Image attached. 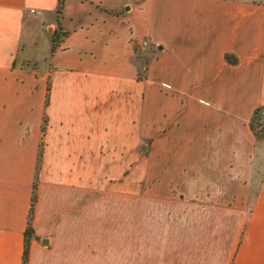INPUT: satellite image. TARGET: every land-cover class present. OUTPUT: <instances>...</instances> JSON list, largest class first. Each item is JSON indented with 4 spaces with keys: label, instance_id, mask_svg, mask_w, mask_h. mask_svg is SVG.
<instances>
[{
    "label": "crops",
    "instance_id": "crops-1",
    "mask_svg": "<svg viewBox=\"0 0 264 264\" xmlns=\"http://www.w3.org/2000/svg\"><path fill=\"white\" fill-rule=\"evenodd\" d=\"M56 3L0 0V264L33 182L25 264H264V0Z\"/></svg>",
    "mask_w": 264,
    "mask_h": 264
},
{
    "label": "trees",
    "instance_id": "trees-1",
    "mask_svg": "<svg viewBox=\"0 0 264 264\" xmlns=\"http://www.w3.org/2000/svg\"><path fill=\"white\" fill-rule=\"evenodd\" d=\"M62 5H63V0H57L56 3V7H55V21H56V25L54 27V29L51 32V46L50 49L51 51L55 48L56 43L58 42L59 38H61L62 36H64L67 31L64 30L59 23V16L61 14V10H62ZM134 50H135V61L138 59L140 61V65L142 66V69L139 68L138 66V72H137V76L139 78L144 76V72L146 69V64L148 61V56H145L143 54H137L136 52L139 50L138 46L135 44L134 45ZM140 51V50H139ZM226 57L230 60H233L229 55L226 54ZM45 102H46V98H45ZM264 110V104L258 105L256 106L253 111L252 114L249 118L248 121V126L251 129V131L253 132V134L255 135L256 138H261L264 136V127L263 125H260L259 128H257L258 126V115L261 111ZM45 118H43L44 120ZM41 130H44V125L41 126ZM40 154H41V149L38 150L37 152V163H36V168L38 167V162H39V158H40ZM34 188H35V182L32 183V194L30 197V206L28 209V216H27V224L26 227L24 229L23 232V249H22V261L21 264H25L26 261V256H27V249H28V242L30 239V236L32 235V228L30 225V219H31V214H32V208H33V202L35 200V193H34Z\"/></svg>",
    "mask_w": 264,
    "mask_h": 264
},
{
    "label": "rangeland",
    "instance_id": "rangeland-1",
    "mask_svg": "<svg viewBox=\"0 0 264 264\" xmlns=\"http://www.w3.org/2000/svg\"><path fill=\"white\" fill-rule=\"evenodd\" d=\"M137 54H143V55H145V56H148V54H149V52L148 51H142V50H138L137 52H136ZM136 63H137V65L139 66V68L140 69H142V66L140 65V61L137 59L136 60ZM257 122H258V126H257V128H259L260 127V125H263V127H264V110L263 111H261L260 113H259V115H258V120H257ZM264 137V136H263ZM262 138V137H261ZM136 186V187H135ZM134 187V189L135 190H141V185H140V183L139 184H136ZM140 251H141V248L140 247H137V248H134V253L136 252V253H140Z\"/></svg>",
    "mask_w": 264,
    "mask_h": 264
},
{
    "label": "built area",
    "instance_id": "built-area-1",
    "mask_svg": "<svg viewBox=\"0 0 264 264\" xmlns=\"http://www.w3.org/2000/svg\"><path fill=\"white\" fill-rule=\"evenodd\" d=\"M140 43H141V45H146L147 42H146V40H141Z\"/></svg>",
    "mask_w": 264,
    "mask_h": 264
}]
</instances>
